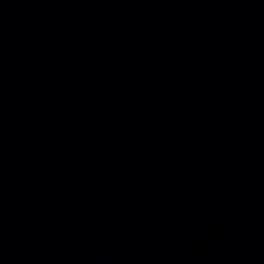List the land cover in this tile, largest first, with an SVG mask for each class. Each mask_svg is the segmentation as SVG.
Masks as SVG:
<instances>
[{"label":"water","instance_id":"1","mask_svg":"<svg viewBox=\"0 0 264 264\" xmlns=\"http://www.w3.org/2000/svg\"><path fill=\"white\" fill-rule=\"evenodd\" d=\"M2 0H0V3H1Z\"/></svg>","mask_w":264,"mask_h":264}]
</instances>
